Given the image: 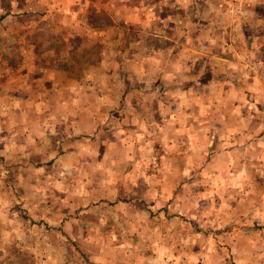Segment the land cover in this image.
I'll use <instances>...</instances> for the list:
<instances>
[{
  "label": "clouds",
  "instance_id": "obj_1",
  "mask_svg": "<svg viewBox=\"0 0 264 264\" xmlns=\"http://www.w3.org/2000/svg\"><path fill=\"white\" fill-rule=\"evenodd\" d=\"M0 264H264V0H0Z\"/></svg>",
  "mask_w": 264,
  "mask_h": 264
},
{
  "label": "rangeland",
  "instance_id": "obj_2",
  "mask_svg": "<svg viewBox=\"0 0 264 264\" xmlns=\"http://www.w3.org/2000/svg\"><path fill=\"white\" fill-rule=\"evenodd\" d=\"M103 2H104V0H101V3H103ZM109 23H111V21H109ZM74 39L77 42H79L81 39L87 40V39H89V37H87V36H83L82 37L80 35H77V36L74 37ZM50 47L56 51V57H45L43 59H38L36 61V66L37 67H39L41 64H45V63L52 64L55 61V59L57 57H59L60 51L65 49L66 42L64 40L59 39L57 37L56 39H54L51 42ZM37 51H39V49H37ZM74 62H75L76 65L79 64V61L76 60L75 57L69 56V57H66V58H62V59H60V67L65 68V69H71L74 66Z\"/></svg>",
  "mask_w": 264,
  "mask_h": 264
}]
</instances>
